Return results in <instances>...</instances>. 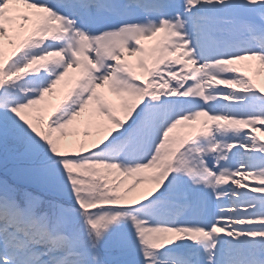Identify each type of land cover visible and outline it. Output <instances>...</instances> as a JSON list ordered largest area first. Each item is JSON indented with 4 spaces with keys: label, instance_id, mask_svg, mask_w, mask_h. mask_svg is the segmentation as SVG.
<instances>
[{
    "label": "snow or ice",
    "instance_id": "snow-or-ice-1",
    "mask_svg": "<svg viewBox=\"0 0 264 264\" xmlns=\"http://www.w3.org/2000/svg\"><path fill=\"white\" fill-rule=\"evenodd\" d=\"M264 0H0V264H264Z\"/></svg>",
    "mask_w": 264,
    "mask_h": 264
},
{
    "label": "rangeland",
    "instance_id": "rangeland-1",
    "mask_svg": "<svg viewBox=\"0 0 264 264\" xmlns=\"http://www.w3.org/2000/svg\"><path fill=\"white\" fill-rule=\"evenodd\" d=\"M258 81L264 83V73L261 74V76L258 78Z\"/></svg>",
    "mask_w": 264,
    "mask_h": 264
}]
</instances>
